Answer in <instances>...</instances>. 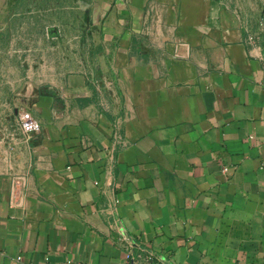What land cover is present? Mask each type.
<instances>
[{"label":"crops","instance_id":"obj_1","mask_svg":"<svg viewBox=\"0 0 264 264\" xmlns=\"http://www.w3.org/2000/svg\"><path fill=\"white\" fill-rule=\"evenodd\" d=\"M130 252L264 264V38L226 0H0V264Z\"/></svg>","mask_w":264,"mask_h":264},{"label":"built area","instance_id":"obj_2","mask_svg":"<svg viewBox=\"0 0 264 264\" xmlns=\"http://www.w3.org/2000/svg\"><path fill=\"white\" fill-rule=\"evenodd\" d=\"M20 123L24 132L26 133L28 139L32 138L35 134L41 131V123L38 119L32 117V115L28 112H21L19 116ZM22 182L20 178H16L12 185V201L14 204L21 203L22 197ZM128 263L129 264H164L162 262H155L149 257L147 258H137L132 252H130L128 256Z\"/></svg>","mask_w":264,"mask_h":264},{"label":"rangeland","instance_id":"obj_3","mask_svg":"<svg viewBox=\"0 0 264 264\" xmlns=\"http://www.w3.org/2000/svg\"><path fill=\"white\" fill-rule=\"evenodd\" d=\"M245 17L248 28L264 38V0H226Z\"/></svg>","mask_w":264,"mask_h":264}]
</instances>
